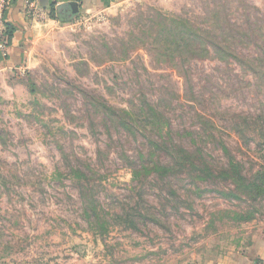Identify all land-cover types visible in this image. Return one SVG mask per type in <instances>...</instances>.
Segmentation results:
<instances>
[{
    "label": "rangeland",
    "instance_id": "374dc122",
    "mask_svg": "<svg viewBox=\"0 0 264 264\" xmlns=\"http://www.w3.org/2000/svg\"><path fill=\"white\" fill-rule=\"evenodd\" d=\"M178 20L236 56L174 50L159 36ZM40 23L27 65L0 70V264H194L264 230V190L222 172L264 166V0H135ZM169 149L204 172H180Z\"/></svg>",
    "mask_w": 264,
    "mask_h": 264
},
{
    "label": "crops",
    "instance_id": "0c3cea01",
    "mask_svg": "<svg viewBox=\"0 0 264 264\" xmlns=\"http://www.w3.org/2000/svg\"><path fill=\"white\" fill-rule=\"evenodd\" d=\"M74 0H58V7ZM135 0H82L80 13L97 15L118 7L124 3ZM26 0H10L4 15V24L12 29L13 35L7 46L0 38V70H21L28 62L27 43L35 28L41 27L40 21L34 20L26 13ZM37 4L48 13V6L54 5L49 0H37ZM78 15V16H79ZM194 264H264V230L257 229L252 232L241 248L232 251L226 256L211 258L208 261H199Z\"/></svg>",
    "mask_w": 264,
    "mask_h": 264
},
{
    "label": "trees",
    "instance_id": "16d2710c",
    "mask_svg": "<svg viewBox=\"0 0 264 264\" xmlns=\"http://www.w3.org/2000/svg\"><path fill=\"white\" fill-rule=\"evenodd\" d=\"M48 15L51 19L53 20H58V15H57V9H54V5L50 4L48 6ZM182 20H178L174 22V27H163L160 30V40L163 41V43L172 46L174 50H178L179 53L182 54H188L191 56H199V55H205L209 56V52H212V54L218 56L219 60H226L229 57H234L233 53H230L228 51H223L224 49L220 44L218 43H212L210 45V50H208L205 45H206V39L205 37L202 39V37L195 32L196 30L193 29L192 27H186L185 24L181 22ZM60 22V21H59ZM5 29L3 33V40L5 44L8 46L10 44L12 35H13V30L8 27V25L4 24ZM209 46V45H208ZM188 52V53H187ZM200 58V57H199ZM257 58V57H255ZM246 61V60H245ZM246 63L254 69L257 68V66H260L259 60H249ZM259 64V65H258ZM153 109V108H152ZM124 116L121 115L123 119L127 118L129 116V112H124ZM106 116L110 119V115L113 116L114 114H117V111H114L113 109L106 108ZM143 115H140L141 118L144 119L147 123H151V117L150 115L145 112L142 113ZM118 115V114H117ZM148 123V124H149ZM145 124V123H144ZM151 142V143H150ZM151 147L155 148H164L162 147L164 142L162 140L160 142L158 141H150ZM173 149L168 150V156L172 159L173 163L175 166H178V169L180 172H185L189 176L191 175H197L201 174L204 171L200 169L197 164H198V159H196L195 155L192 154V152H188V149H181L180 153H177L180 155L174 156ZM232 159V158H231ZM231 159L229 160V165L227 168H223L222 172L225 174L226 178H229L234 184L237 186V191H244L247 192V194H253V193H259L260 191L264 190V166L260 165V171L253 173L251 175H242L241 168L242 166L239 165V163L236 161L235 164L231 162ZM203 166H206L205 163H202ZM168 167V168H167ZM170 170L171 167H169L168 164H165L161 166V169H166ZM152 169H153V164H152ZM93 212H95V208L92 209Z\"/></svg>",
    "mask_w": 264,
    "mask_h": 264
},
{
    "label": "built area",
    "instance_id": "2783aa9c",
    "mask_svg": "<svg viewBox=\"0 0 264 264\" xmlns=\"http://www.w3.org/2000/svg\"><path fill=\"white\" fill-rule=\"evenodd\" d=\"M54 2L55 6L58 7L59 3L58 0H49ZM75 2H77L80 6V2L82 0H74ZM26 13L29 17H31L34 20H38V21H44L48 18V13L45 11L44 8H42L41 6H39L37 4V0H26ZM10 4V0H0V38L1 41L3 43V33H4V15L6 10L8 9Z\"/></svg>",
    "mask_w": 264,
    "mask_h": 264
},
{
    "label": "water",
    "instance_id": "95a60500",
    "mask_svg": "<svg viewBox=\"0 0 264 264\" xmlns=\"http://www.w3.org/2000/svg\"><path fill=\"white\" fill-rule=\"evenodd\" d=\"M80 6L75 1H69L57 8V15L61 23L72 22L79 15Z\"/></svg>",
    "mask_w": 264,
    "mask_h": 264
}]
</instances>
